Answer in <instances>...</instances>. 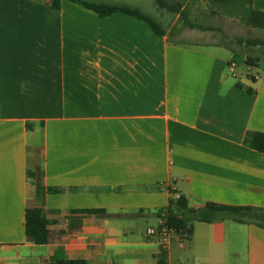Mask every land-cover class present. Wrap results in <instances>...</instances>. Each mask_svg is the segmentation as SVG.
<instances>
[{
    "label": "crops",
    "instance_id": "0c3cea01",
    "mask_svg": "<svg viewBox=\"0 0 264 264\" xmlns=\"http://www.w3.org/2000/svg\"><path fill=\"white\" fill-rule=\"evenodd\" d=\"M250 48L187 44L69 0H0V264H264L255 224L195 222L165 249L158 236L177 196L264 212L251 147L264 56ZM29 208L51 221L46 245L26 234Z\"/></svg>",
    "mask_w": 264,
    "mask_h": 264
},
{
    "label": "trees",
    "instance_id": "16d2710c",
    "mask_svg": "<svg viewBox=\"0 0 264 264\" xmlns=\"http://www.w3.org/2000/svg\"><path fill=\"white\" fill-rule=\"evenodd\" d=\"M55 6H58L62 0H52ZM80 4L86 9L97 13L101 18L113 14L122 13L130 15L147 22L151 28L160 36L166 34V28L151 16L145 14L142 10L126 5L109 4L103 2H94L89 0H69ZM160 10L171 14L182 16L184 26L190 30H199L201 32H213L217 29L195 24L188 20V9L184 8L185 0H153ZM211 2L221 7L226 15L240 16L246 20V23L252 28L264 29V11L254 8V0H211ZM237 41L245 47H264L263 39H245L238 37ZM250 60V59H249ZM258 62L259 59H256ZM247 64H250L247 60ZM251 147L264 154V132L254 134ZM172 208L167 213L159 214L164 219L165 225L176 231L180 236L187 235L188 238L193 234L194 223H214L225 220H232L239 224H255L264 228V212L252 207H236L208 203L204 207L194 209L189 206L188 199L180 196L172 200ZM87 213H98L100 210H86ZM51 221L40 208H29L26 213V234L37 245H46L50 242ZM50 264H88L86 260L60 259Z\"/></svg>",
    "mask_w": 264,
    "mask_h": 264
},
{
    "label": "rangeland",
    "instance_id": "374dc122",
    "mask_svg": "<svg viewBox=\"0 0 264 264\" xmlns=\"http://www.w3.org/2000/svg\"><path fill=\"white\" fill-rule=\"evenodd\" d=\"M97 2L96 0H94ZM105 2H122L130 7H137L145 14L151 16L161 23L164 28L170 30V35L181 42L191 45H207L217 43L233 48L235 50H244L252 48L242 46L238 43L237 38L245 39H263L264 29L252 28L246 20L240 16H229L225 11L214 5L211 0H185L184 8L188 9V20L204 26H210L216 31L201 32L199 30H190L184 26L182 16L171 14L167 11L160 10L153 0H98ZM172 2L173 0H168ZM256 55L264 56V47H255ZM240 52V51H238ZM246 68H237L238 74H242ZM257 69L252 73L257 74ZM260 72V71H259ZM262 75V74H261Z\"/></svg>",
    "mask_w": 264,
    "mask_h": 264
},
{
    "label": "built area",
    "instance_id": "2783aa9c",
    "mask_svg": "<svg viewBox=\"0 0 264 264\" xmlns=\"http://www.w3.org/2000/svg\"><path fill=\"white\" fill-rule=\"evenodd\" d=\"M229 71L231 73V75L236 78L237 77V73H236V68H237V62L232 61L229 65H228ZM262 74V75H261ZM264 78V73H258L256 75L253 76L254 80H261ZM179 198V196H177V199ZM176 231L172 228H169L165 225V221L163 218H161V226L160 229L158 231V236L161 238L162 241V247L165 249L166 245L169 241V239L171 238L172 235H175ZM188 236L184 235L181 236V240L187 239Z\"/></svg>",
    "mask_w": 264,
    "mask_h": 264
}]
</instances>
